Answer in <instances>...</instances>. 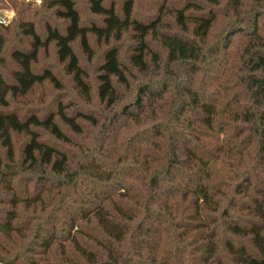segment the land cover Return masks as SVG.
Returning a JSON list of instances; mask_svg holds the SVG:
<instances>
[{"label":"trees","instance_id":"16d2710c","mask_svg":"<svg viewBox=\"0 0 264 264\" xmlns=\"http://www.w3.org/2000/svg\"><path fill=\"white\" fill-rule=\"evenodd\" d=\"M88 4L100 23L76 0H44L42 32L20 1L0 23V262L264 264V0H183L173 22L166 3ZM92 36L108 45L95 85L74 46L92 60ZM52 43L99 109L26 106L63 89L38 66Z\"/></svg>","mask_w":264,"mask_h":264},{"label":"rangeland","instance_id":"374dc122","mask_svg":"<svg viewBox=\"0 0 264 264\" xmlns=\"http://www.w3.org/2000/svg\"><path fill=\"white\" fill-rule=\"evenodd\" d=\"M16 1L18 2V4L19 1L23 2V4L25 5L22 6L23 8L31 6L34 9V12L32 13L31 17L32 19L37 21L39 32L44 31L43 24L39 23V21L45 16L41 15L40 13L35 14L36 9L43 6L44 0H0V16L6 19V22L2 24L10 26L14 24L13 22L18 15V9H16V6L14 5ZM122 1L123 0H106V3L113 2L117 5V8L120 10ZM76 2L81 11L83 23L86 24L90 22H101V16L94 14L90 11L88 0H76ZM182 2L183 0H135L134 15L140 18H149L158 12V8L161 4L166 3L167 10L164 11V18L169 22H173L174 16L171 14V12L173 11V8L182 5ZM226 14L227 11L224 10L221 15L222 18H226ZM48 15L51 16V19L55 22L58 27L64 28L65 22L63 19L54 16L51 10L47 12V16ZM225 21L218 24L217 28L219 29L224 26ZM217 38L218 37L214 35L210 38L209 42L213 44H219ZM91 40L92 46L95 50L94 57L92 60H89L87 58V55L83 52V50L78 44L74 46L76 48V52L80 57L81 64L86 70L88 80L93 85H95L97 67L98 64L102 62L103 54L108 48V45L102 41L97 40L94 36L91 37ZM131 44L132 40L128 36H125L120 42L118 41L117 43L120 50L121 59L124 62H128L126 56L131 51ZM152 46L156 49L158 48V45L154 42ZM38 66H49L53 68L62 79L63 89L56 88L53 84L49 82L44 83L34 90L33 96L31 97L33 98V103L31 105L29 103L26 106H37L39 109L42 110V112L54 111L57 108L58 102L60 100H63L68 101L74 106H78L83 109L92 108L93 110H97L100 108V106L96 103L97 100L94 95L93 102L87 103V101L78 94L75 86L73 85L72 79H70V77L65 73L63 69V64L58 60L56 48L54 47L53 43L50 45L49 49L46 52H42ZM18 140L21 143L23 137H20ZM23 214L25 218L27 216V213L24 212ZM0 264L4 263L0 262Z\"/></svg>","mask_w":264,"mask_h":264},{"label":"built area","instance_id":"2783aa9c","mask_svg":"<svg viewBox=\"0 0 264 264\" xmlns=\"http://www.w3.org/2000/svg\"><path fill=\"white\" fill-rule=\"evenodd\" d=\"M5 22H6V19L0 16V23H5Z\"/></svg>","mask_w":264,"mask_h":264}]
</instances>
